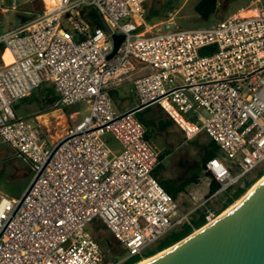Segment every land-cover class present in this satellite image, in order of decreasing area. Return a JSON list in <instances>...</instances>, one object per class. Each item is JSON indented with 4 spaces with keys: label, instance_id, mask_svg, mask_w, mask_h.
<instances>
[{
    "label": "built area",
    "instance_id": "built-area-1",
    "mask_svg": "<svg viewBox=\"0 0 264 264\" xmlns=\"http://www.w3.org/2000/svg\"><path fill=\"white\" fill-rule=\"evenodd\" d=\"M146 2H45L40 17L0 36L12 57L0 65V137L32 171L21 198L0 195V264H118L106 262L89 230L95 221L128 257L190 221L196 210L183 214L154 175L160 154L137 118L146 108L160 106L188 140L204 132L233 161L236 174L219 158L206 163L210 182L220 183L209 199L264 171V0L210 26L172 30L164 25L173 18L147 22ZM84 7L110 30L92 28ZM114 34L124 40L109 59ZM46 84L60 96L57 109L89 111L58 139H45L41 124L14 107ZM126 84L138 104L117 111L111 92ZM218 216L206 209V224Z\"/></svg>",
    "mask_w": 264,
    "mask_h": 264
},
{
    "label": "rangeland",
    "instance_id": "rangeland-1",
    "mask_svg": "<svg viewBox=\"0 0 264 264\" xmlns=\"http://www.w3.org/2000/svg\"><path fill=\"white\" fill-rule=\"evenodd\" d=\"M198 1L199 0H147L145 17L152 12L161 17L159 22H148L151 25L167 22L170 18H173L174 23L164 25L166 30H172L174 28L193 29L216 24L220 20L237 13L240 9L248 7L255 0H219L218 10L210 21L202 20L197 14L195 5ZM165 8L167 9L165 10ZM45 10L46 4L44 0H0V36L23 23L37 19ZM7 57L8 54L4 57L5 61ZM1 64H4L3 60H0V65ZM132 89L133 86L125 87L124 85L114 91L112 98L114 107L117 110L121 106L123 98H125L124 102L130 100L133 106L138 104L137 95ZM17 103H20V109L18 111L20 116L29 120H35L41 124L45 139H58L68 126L78 123L80 119L89 113L87 106L84 104L68 107V112L65 109L40 112L38 106L34 103H29L28 100L23 99ZM159 107L160 106L157 105L152 106L150 110L141 113L140 116L142 120L146 121L148 118L158 115ZM160 112L165 117L164 113L162 111ZM205 115L207 116V114ZM141 123L143 124V122ZM179 123L187 128V124L181 119H179ZM107 139L108 146L113 151H122V145L112 135H107ZM209 141L210 138L204 132L200 133L192 140H188L182 129L176 123L172 124L166 131L154 130L153 133H150L149 142L154 150L159 154H165L162 167L158 171V176L162 180L167 181L171 188H175L191 174L199 173L201 175L199 183H193L187 186L176 199L180 211L183 214L197 209H210L217 213L225 201L224 194L209 199L210 180L204 172V169L202 170L200 168V156L203 152L204 145ZM219 159L231 169L233 174L237 173L233 168L234 164L232 160L224 155H221ZM28 169L27 162L21 158L14 149L5 144L0 137V195H5L13 201L21 198L32 178V172L29 176H26L27 173H29ZM261 178L257 179L256 173L248 176V180L256 179L252 187H254ZM250 189H248V191ZM206 199L209 200L205 206H203L202 203ZM180 227L172 231H177ZM93 234L95 237L99 236V232L95 230H93ZM119 252L120 250L116 248L111 254H119ZM127 258V255L122 254L119 256L120 261H118V264H122Z\"/></svg>",
    "mask_w": 264,
    "mask_h": 264
},
{
    "label": "trees",
    "instance_id": "trees-1",
    "mask_svg": "<svg viewBox=\"0 0 264 264\" xmlns=\"http://www.w3.org/2000/svg\"><path fill=\"white\" fill-rule=\"evenodd\" d=\"M219 7V0H199L195 5V10L197 14L202 18L204 21H210L212 16L217 12ZM167 8H165L166 10ZM83 18L86 22L92 27H103L106 29L105 20L103 19L102 15L92 7H84L81 10ZM156 13L152 12L150 15L146 17L147 22L155 23L160 21V16H157ZM7 51L4 46H0V60L5 61L4 57L7 55ZM37 93V94H36ZM114 91L111 92L113 97ZM60 96L56 91L55 87L50 84H46L41 86L37 89L30 97L26 98L29 103H34L38 106L40 112H48L54 109H57L56 104L59 101ZM15 110L19 115L20 103L15 104ZM160 108V107H159ZM158 108V115L153 116L152 118H148L146 121L142 120L140 116L141 113L146 112L151 109V107L146 108L140 111L137 116L141 122H143L146 128V137L150 140V133L154 130L166 131L172 124L175 122L169 118L164 117ZM68 112V107L64 108ZM20 116V115H19ZM222 155L220 146L213 140L204 145L203 152L200 156V168L203 170L206 163L214 158H219ZM165 154H160L159 158L161 160L160 165L156 169L154 175L158 178L160 184L165 188L167 192H169L175 199H177L178 195L183 192V190L193 184L199 183L201 179V175L199 173H194L187 176L182 182H180L175 188H171L167 181L162 180L158 176V171L162 167V162L164 160ZM28 172L26 176L31 174V167L28 164ZM208 176V175H207ZM264 176V171H261L257 175V179H260ZM256 180V179H255ZM255 180H246L244 184H239L235 187L230 188L225 195V201L222 204L221 208L217 211L219 215L227 208H229L232 204H234L237 200L241 199L252 187ZM220 187V183L217 180L212 179L210 182L209 193L208 195L211 196L214 194ZM205 209H197L196 212L193 214L189 222L183 224L179 230L172 231L164 236L160 241L154 244L151 248L147 249L143 256H133L128 257L123 261L122 264H137L143 259L150 258L155 256L156 254L170 248L171 246L175 245L176 243L180 242L181 240L185 239L189 235H191L194 231L202 228L206 225V218H205ZM89 229L93 233V230L99 232V236L95 237L101 244L103 248V252L105 254L106 262L109 261H120L119 256L122 254L127 255L128 253L126 249L114 238V236L109 232L107 227L101 221H95ZM119 249V254H111L114 249Z\"/></svg>",
    "mask_w": 264,
    "mask_h": 264
},
{
    "label": "water",
    "instance_id": "water-1",
    "mask_svg": "<svg viewBox=\"0 0 264 264\" xmlns=\"http://www.w3.org/2000/svg\"><path fill=\"white\" fill-rule=\"evenodd\" d=\"M105 25L110 30L106 22ZM113 39L109 59L116 56L124 35L114 34ZM144 264H264V179L230 213Z\"/></svg>",
    "mask_w": 264,
    "mask_h": 264
},
{
    "label": "bare ground",
    "instance_id": "bare-ground-1",
    "mask_svg": "<svg viewBox=\"0 0 264 264\" xmlns=\"http://www.w3.org/2000/svg\"><path fill=\"white\" fill-rule=\"evenodd\" d=\"M58 1H59V0H45V2H46V4H47V7L50 8V9L56 7L57 4H58ZM7 53H8V57L6 58V62H7V63H11V62H12V57H11V55H10V53H9L8 51H7ZM42 121H43V120H42ZM263 179H264V176L261 178V180H260L258 183H260ZM258 183H257V184H258ZM257 184H256V185H257ZM256 185H255V186H256ZM239 202H240V199L237 200L234 204H232L229 208H227L223 213H221V214L217 217V219L220 218V217H222V216H224V215H226V214H228V213H230L233 209H235V208L237 207V205L239 204ZM151 259H153V257H152V258L145 259V260H143V261H141V262H139V263H137V264H144V263L150 261Z\"/></svg>",
    "mask_w": 264,
    "mask_h": 264
},
{
    "label": "crops",
    "instance_id": "crops-1",
    "mask_svg": "<svg viewBox=\"0 0 264 264\" xmlns=\"http://www.w3.org/2000/svg\"><path fill=\"white\" fill-rule=\"evenodd\" d=\"M127 86L129 87L131 85L130 84H126L125 87H127ZM118 89H116V90H118ZM116 90H113V91H116ZM124 99L125 98L122 99L123 101H122L121 106L119 107V109L118 110L116 109L117 111H124V110H126V109H128V108L133 106V104H132V102L130 100L124 102ZM159 111H162L164 113V111L162 110L161 107L159 108ZM164 115H165L166 118L168 117V115L166 113H164Z\"/></svg>",
    "mask_w": 264,
    "mask_h": 264
}]
</instances>
